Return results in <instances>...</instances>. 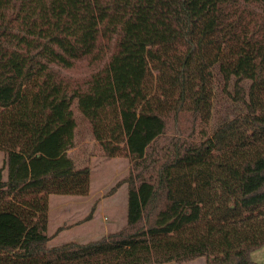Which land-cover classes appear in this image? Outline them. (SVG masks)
<instances>
[{
	"label": "trees",
	"instance_id": "obj_1",
	"mask_svg": "<svg viewBox=\"0 0 264 264\" xmlns=\"http://www.w3.org/2000/svg\"><path fill=\"white\" fill-rule=\"evenodd\" d=\"M80 122L130 160L127 221L52 246L51 196L92 190ZM0 151V264H256L264 0H0Z\"/></svg>",
	"mask_w": 264,
	"mask_h": 264
},
{
	"label": "rangeland",
	"instance_id": "obj_2",
	"mask_svg": "<svg viewBox=\"0 0 264 264\" xmlns=\"http://www.w3.org/2000/svg\"><path fill=\"white\" fill-rule=\"evenodd\" d=\"M102 64L95 60L78 62L73 69L64 70L63 74L81 82ZM75 114L80 119L76 110ZM69 153L76 166L91 167L92 190L87 198L51 196L49 235H57V231L63 229L52 240V246L69 241L84 243L98 240L109 232L119 231L127 221L128 186L123 181L128 177L130 160L122 157L107 158L103 155L87 123H81L76 146ZM5 162L6 156L0 151V176ZM6 171H3V179H6ZM251 259L256 264H264V247L254 251ZM205 262V258H200L186 264Z\"/></svg>",
	"mask_w": 264,
	"mask_h": 264
},
{
	"label": "crops",
	"instance_id": "obj_3",
	"mask_svg": "<svg viewBox=\"0 0 264 264\" xmlns=\"http://www.w3.org/2000/svg\"><path fill=\"white\" fill-rule=\"evenodd\" d=\"M106 235H107V234H106ZM103 236H105V235H103ZM103 236H102V237H103ZM102 237H101V238H102ZM84 243H86V242H84Z\"/></svg>",
	"mask_w": 264,
	"mask_h": 264
}]
</instances>
